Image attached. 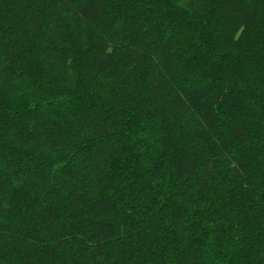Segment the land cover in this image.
<instances>
[{"label": "trees", "instance_id": "obj_1", "mask_svg": "<svg viewBox=\"0 0 264 264\" xmlns=\"http://www.w3.org/2000/svg\"><path fill=\"white\" fill-rule=\"evenodd\" d=\"M0 264H264V0H0Z\"/></svg>", "mask_w": 264, "mask_h": 264}]
</instances>
